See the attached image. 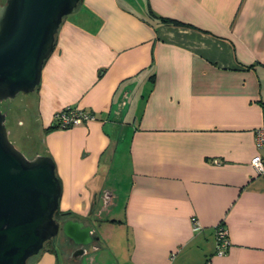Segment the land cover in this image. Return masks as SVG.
<instances>
[{"label":"crops","instance_id":"1","mask_svg":"<svg viewBox=\"0 0 264 264\" xmlns=\"http://www.w3.org/2000/svg\"><path fill=\"white\" fill-rule=\"evenodd\" d=\"M79 6L60 25L30 129L17 137L22 153L53 159L60 211L80 219L100 199L113 203L107 174L124 164L123 215L111 222L125 243L106 247L117 264H264V174L249 165L264 154L254 143L264 123V0ZM0 104L13 125L14 110ZM67 106L97 120L60 130L53 116ZM220 224L230 243L222 256ZM27 264H59L58 253Z\"/></svg>","mask_w":264,"mask_h":264},{"label":"water","instance_id":"2","mask_svg":"<svg viewBox=\"0 0 264 264\" xmlns=\"http://www.w3.org/2000/svg\"><path fill=\"white\" fill-rule=\"evenodd\" d=\"M79 3L5 0L0 6V103L37 89L60 25ZM5 120L0 108V264H27L59 234L81 248L99 241L84 220L55 219L62 185L53 159L27 158L10 142Z\"/></svg>","mask_w":264,"mask_h":264},{"label":"rangeland","instance_id":"3","mask_svg":"<svg viewBox=\"0 0 264 264\" xmlns=\"http://www.w3.org/2000/svg\"><path fill=\"white\" fill-rule=\"evenodd\" d=\"M2 3L4 4L5 0H0V6ZM77 11L70 14L68 17L74 18ZM35 91L28 95L18 94L15 98L5 101L10 105V109L14 110L13 125L10 124L8 119L5 120L8 138L15 148L20 151L22 149L19 142L17 141V137L22 134V132L30 129L28 117L33 114L36 106ZM16 109H18L20 113H17L15 111ZM122 162L124 163L123 159L121 160V163ZM117 167L118 165L113 162V166L110 167L112 171L107 174V182L105 183V190L109 188L114 191L116 198L114 199L113 203L108 204L105 200L100 199L93 208L95 211L86 217H79L80 220H84V218L87 219V222L92 225L96 235L99 237V243L105 247L102 252L93 250V247L92 249L89 248L87 254L81 260L80 264H117V262L121 261L118 256L114 254V248L112 250L106 248L112 243H117V245L121 247L124 246L125 243L124 230L120 227L119 221L111 222V220H121L122 218L125 189L129 180V173H127L129 168L127 165L123 164L122 168H120L122 170L119 169L120 171H116ZM123 172L124 174H122ZM59 236L60 234L55 239V241H53L54 244H56L55 250L58 253L59 264H71L69 261L71 250L67 244H65V241H63V239ZM41 252H43V250Z\"/></svg>","mask_w":264,"mask_h":264},{"label":"built area","instance_id":"4","mask_svg":"<svg viewBox=\"0 0 264 264\" xmlns=\"http://www.w3.org/2000/svg\"><path fill=\"white\" fill-rule=\"evenodd\" d=\"M97 120L96 114L86 111L75 106H67L57 112L53 116V126L60 130H66ZM254 143L258 150L264 149V123L261 127L254 131ZM256 176L264 174V154L254 155L249 162ZM193 230L199 231L200 227L196 221L193 223ZM216 240V254L222 256L229 248L228 232L223 225H217L214 228Z\"/></svg>","mask_w":264,"mask_h":264},{"label":"flooded vegetation","instance_id":"5","mask_svg":"<svg viewBox=\"0 0 264 264\" xmlns=\"http://www.w3.org/2000/svg\"><path fill=\"white\" fill-rule=\"evenodd\" d=\"M60 219L61 220H67V219L76 220L77 218L58 217L56 220H60ZM84 221H85V224H90V223L87 222V220H84ZM59 237H61L63 239V241H65V244H67V246L71 250L70 251V255H69V261H70L71 264H80L81 260L87 254L88 249L89 248L92 249V247L93 248L96 247V242H92L88 246H84L83 248H81L80 246L75 245L73 242L69 243V240L65 236H63V234H60Z\"/></svg>","mask_w":264,"mask_h":264},{"label":"trees","instance_id":"6","mask_svg":"<svg viewBox=\"0 0 264 264\" xmlns=\"http://www.w3.org/2000/svg\"><path fill=\"white\" fill-rule=\"evenodd\" d=\"M80 2H81V0H80ZM80 4V3H79ZM160 22L161 23H170L169 21H167V20H165V19H161L160 20ZM55 127V126H54ZM27 158H32L33 156L32 155H26V154H24ZM92 211H93V208H92ZM73 215V216H72ZM58 217H69V218H75L76 216H74V214L73 213H70V212H67V213H62V212H60V210H58L57 212H56V214H55V219H57ZM56 246V244H54V242L53 241H51V242H47L46 244H45V247H44V249L43 250H45V249H49L50 251H53V252H55V247Z\"/></svg>","mask_w":264,"mask_h":264}]
</instances>
